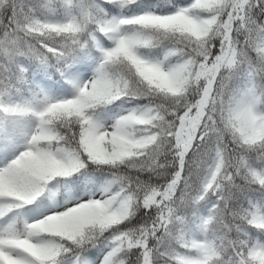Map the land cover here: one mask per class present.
I'll list each match as a JSON object with an SVG mask.
<instances>
[{
	"label": "snow or ice",
	"instance_id": "obj_1",
	"mask_svg": "<svg viewBox=\"0 0 264 264\" xmlns=\"http://www.w3.org/2000/svg\"><path fill=\"white\" fill-rule=\"evenodd\" d=\"M0 264H264V0H0Z\"/></svg>",
	"mask_w": 264,
	"mask_h": 264
}]
</instances>
